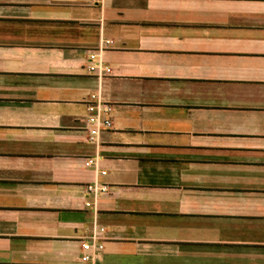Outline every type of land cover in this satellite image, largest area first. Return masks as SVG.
I'll list each match as a JSON object with an SVG mask.
<instances>
[{"label":"crops","instance_id":"obj_1","mask_svg":"<svg viewBox=\"0 0 264 264\" xmlns=\"http://www.w3.org/2000/svg\"><path fill=\"white\" fill-rule=\"evenodd\" d=\"M0 264H264V0H0Z\"/></svg>","mask_w":264,"mask_h":264},{"label":"built area","instance_id":"obj_2","mask_svg":"<svg viewBox=\"0 0 264 264\" xmlns=\"http://www.w3.org/2000/svg\"><path fill=\"white\" fill-rule=\"evenodd\" d=\"M94 111V108L93 107H90V112H93ZM106 111H110L109 108H106ZM87 128H88V132L90 134L89 136V140L90 141H93L96 139V137L98 136L99 132H100V129L101 128H108L111 126V123L110 121L108 120H104V121H100L98 120L97 117H94V116H91L88 118L87 120ZM88 164H92V162L88 163ZM84 250H88V246H83ZM88 258L86 256H84L82 258L83 261H86Z\"/></svg>","mask_w":264,"mask_h":264}]
</instances>
